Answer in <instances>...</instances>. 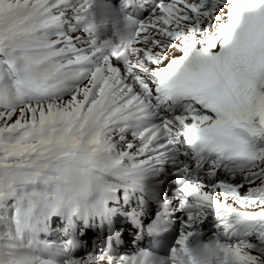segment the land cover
I'll list each match as a JSON object with an SVG mask.
<instances>
[{
  "label": "snow or ice",
  "instance_id": "6c2138e0",
  "mask_svg": "<svg viewBox=\"0 0 264 264\" xmlns=\"http://www.w3.org/2000/svg\"><path fill=\"white\" fill-rule=\"evenodd\" d=\"M129 5L0 0V264H173L210 212L238 264H264V0H162L145 20ZM165 164L176 246L81 255L75 220Z\"/></svg>",
  "mask_w": 264,
  "mask_h": 264
},
{
  "label": "bare ground",
  "instance_id": "6f19581e",
  "mask_svg": "<svg viewBox=\"0 0 264 264\" xmlns=\"http://www.w3.org/2000/svg\"><path fill=\"white\" fill-rule=\"evenodd\" d=\"M129 139L131 140V136H129ZM168 165L169 164H165V165H160L159 166V167L163 168L164 171L163 172H158L157 175H156V177L154 178L155 185L152 186L151 189H150V191L152 193H158L159 189H161L158 186V182L160 180H168L169 179L168 174H171L172 171L167 168ZM173 170H175V169H173ZM117 195L120 196V198H122V201H121L120 204H115L114 205V207H117L118 210H122L125 207L126 204L133 203V199H132V197L130 198L128 190L120 189L118 191ZM160 198H163V195H160ZM163 199H164V201L167 204H170V205L171 204H178L181 201V200L171 201V199L166 200L165 198H163ZM53 217H55V216H53ZM204 218H206L207 224L210 222V224L208 225V228L210 229V231H214L215 232L212 236H210L211 239H213V238H219V239H221V240H223V241H225V242H227L229 244L235 243L238 239H240V237L232 236V235H230L228 233H225L224 228H223V225H222L221 221L219 220V218L216 216V214L210 212ZM213 219H215L214 222H212ZM80 221H81V219H76L75 220V231L77 233V248L79 250V253L81 255H86L89 252L95 251V253H97V254H103L102 251H100V249L98 247L99 245L101 246V239H98L97 240L98 234H96V236L94 238L95 242L97 243L96 244L97 245L96 246L97 249L92 248L91 250H88V249L85 250L84 248H81L79 246V241H80V245H81V236H84V237H87L88 236V239L90 238V236H92L91 234H89L88 229L85 230V232H84L85 235H80L81 231H79V229H78V226L80 224ZM124 224H126V221H124ZM219 224H220V226H218ZM65 226H66V220L64 221L63 228ZM205 226H207V225L205 224ZM41 235H42L43 239L46 238V239H49V240H56V239H58L60 237L61 232L60 231H57V230H50L49 233H47V234L42 233ZM129 243L132 244V242H129ZM128 248L129 247L126 246L125 247V250H127ZM122 250H124V249L122 248Z\"/></svg>",
  "mask_w": 264,
  "mask_h": 264
},
{
  "label": "clouds",
  "instance_id": "9594fccd",
  "mask_svg": "<svg viewBox=\"0 0 264 264\" xmlns=\"http://www.w3.org/2000/svg\"><path fill=\"white\" fill-rule=\"evenodd\" d=\"M156 247L167 250L164 242L158 243ZM173 264H238V260L232 245L213 238L201 240L195 245H190L187 241V251L177 250Z\"/></svg>",
  "mask_w": 264,
  "mask_h": 264
}]
</instances>
